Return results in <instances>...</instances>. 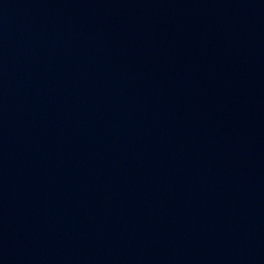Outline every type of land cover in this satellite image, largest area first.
<instances>
[{"label": "water", "instance_id": "1", "mask_svg": "<svg viewBox=\"0 0 264 264\" xmlns=\"http://www.w3.org/2000/svg\"><path fill=\"white\" fill-rule=\"evenodd\" d=\"M0 264H264V0H0Z\"/></svg>", "mask_w": 264, "mask_h": 264}]
</instances>
